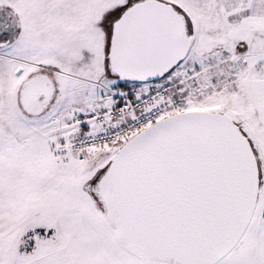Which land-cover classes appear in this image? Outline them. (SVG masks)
Wrapping results in <instances>:
<instances>
[{"label": "snow or ice", "instance_id": "1", "mask_svg": "<svg viewBox=\"0 0 264 264\" xmlns=\"http://www.w3.org/2000/svg\"><path fill=\"white\" fill-rule=\"evenodd\" d=\"M0 264H264V0H0Z\"/></svg>", "mask_w": 264, "mask_h": 264}]
</instances>
